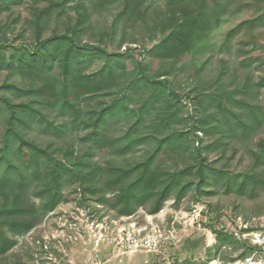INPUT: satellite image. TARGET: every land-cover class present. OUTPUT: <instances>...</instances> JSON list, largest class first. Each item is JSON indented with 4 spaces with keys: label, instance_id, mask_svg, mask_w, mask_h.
I'll use <instances>...</instances> for the list:
<instances>
[{
    "label": "rangeland",
    "instance_id": "rangeland-1",
    "mask_svg": "<svg viewBox=\"0 0 264 264\" xmlns=\"http://www.w3.org/2000/svg\"><path fill=\"white\" fill-rule=\"evenodd\" d=\"M219 3L228 5L221 13ZM201 5L0 0V175L7 166L21 167L14 150L20 140L30 142L41 153L25 172L27 202L40 208L45 197L34 194L48 187L62 194L52 212L13 238L0 264H264V190L250 192L251 179L264 180V25L229 34L262 14L264 0ZM190 25L187 48L149 54ZM60 35L80 51L70 80L63 78L69 41L54 48L50 68H17L20 58L44 53L42 43ZM115 104V114L97 123ZM173 135L172 150L161 148ZM201 162L212 177L196 188L193 168ZM57 164L70 176L56 187ZM146 164L148 176L160 179L190 170L180 182L193 184L177 207L171 195L155 215L151 200L121 216L101 203ZM114 169L134 172L109 186ZM12 184L0 182V208L20 199L16 176ZM216 232L257 246L248 260L236 259L247 246L217 250Z\"/></svg>",
    "mask_w": 264,
    "mask_h": 264
},
{
    "label": "trees",
    "instance_id": "trees-1",
    "mask_svg": "<svg viewBox=\"0 0 264 264\" xmlns=\"http://www.w3.org/2000/svg\"><path fill=\"white\" fill-rule=\"evenodd\" d=\"M177 3L182 2V0H176ZM202 5L201 8L204 9L206 0H201ZM218 12H223L228 7L227 3L225 4H217L216 8H218ZM264 25V12L252 20H246L241 22L236 28L230 31V36H235L236 34L241 33L243 30H250L255 27H260ZM194 26V25H193ZM193 26H186L182 31H180L177 35L172 34L168 36L166 39L161 41L158 45L152 48L149 51V54H159V53H171L173 51L179 52L184 48H187L193 40L194 30ZM69 41L71 46L68 49L63 57L64 60V73L63 78L65 80H70L72 77L71 73V64L72 61L79 57L80 51L77 46L74 44V39L68 37L67 35H60L48 40H45L42 43V48L44 49V53H34L31 56L19 59V63L17 68H39V70H44L46 67L50 68L51 63L54 60V48H56L61 42ZM137 50V57L142 56V52L139 49ZM253 60L248 59L246 65H251ZM143 80L146 83L156 84V85H166V81L156 82L151 81L147 77L143 76ZM117 105H113L109 109H107L106 113L99 114L97 123L103 122L106 116H113L115 114V110ZM11 117L10 120H12ZM12 122V121H11ZM96 123V124H97ZM97 135H94L93 138L97 142ZM176 137L168 136L161 143V148L164 146L165 150H172V148L176 145L177 142ZM18 149L14 150V154L17 157V160L20 162L22 170L15 166H7L2 174L0 175V182L3 185H13L14 177L16 176V185L19 189V201L16 202V205L13 207H3L0 208V256L5 255L12 247L15 245V241L13 238L17 236L24 235L28 233L35 225L39 222L40 218L50 212H52L58 204L62 201L61 192L53 186V191L51 187L45 189L44 191L35 192L34 196L39 198H44L45 201L43 205L37 208L33 203L30 204L26 200V192L28 189V180L25 177V172L31 168V164L39 159V153L41 151L30 142H24L20 140ZM12 148V144L8 146ZM161 150V149H160ZM35 163V162H34ZM143 173L137 177L134 181L128 183L125 187L118 190V193L109 198H102L101 203L107 204L111 209L117 210V212L121 216H131L133 212L142 207L146 202L153 201L152 207L150 209V215L157 214L161 209L163 204L169 199L171 195L174 196V204L177 207L181 200L186 196V194L190 191L193 183L189 182H180L189 173V169L180 171L179 173H175V175H169L168 178H162L159 176L150 177L148 176L149 164H146ZM193 170L196 172L197 185L206 184L207 181L212 177V174L209 173L208 169H206L203 165V162L196 165ZM114 174L108 180L109 186H117L125 179H128L134 172V169L131 171H120L118 169H114ZM52 174V184L60 186L61 183L65 180V177L70 176V170L62 164H57L51 171ZM216 175H214L215 177ZM99 177V176H98ZM221 177L219 176V179ZM252 188L251 193H255L258 190H264V180L263 179H251ZM245 183L241 184L237 189L239 194H243L245 192ZM228 188H231V185ZM7 234L9 236H7ZM217 240V250L221 249L225 244L233 245L240 244L243 248L244 245L247 246V251H243L236 259L245 260L251 252H254V248L256 245H248L246 240H238L233 234L224 233V232H216L215 233ZM264 262V258H262ZM187 264V263H183Z\"/></svg>",
    "mask_w": 264,
    "mask_h": 264
},
{
    "label": "built area",
    "instance_id": "built-area-1",
    "mask_svg": "<svg viewBox=\"0 0 264 264\" xmlns=\"http://www.w3.org/2000/svg\"><path fill=\"white\" fill-rule=\"evenodd\" d=\"M134 243H136L137 244V242L136 241H134ZM147 245H148V243H147ZM257 246V245H256ZM246 260H248V259H246Z\"/></svg>",
    "mask_w": 264,
    "mask_h": 264
}]
</instances>
